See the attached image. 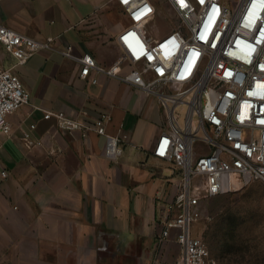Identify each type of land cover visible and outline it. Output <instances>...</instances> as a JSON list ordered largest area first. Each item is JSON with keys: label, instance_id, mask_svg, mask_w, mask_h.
Wrapping results in <instances>:
<instances>
[{"label": "crops", "instance_id": "1", "mask_svg": "<svg viewBox=\"0 0 264 264\" xmlns=\"http://www.w3.org/2000/svg\"><path fill=\"white\" fill-rule=\"evenodd\" d=\"M0 22L38 41L53 38L52 48L26 64L0 44L2 64L31 94L8 118L11 135L0 134V264L176 258L179 244L159 240L160 212L174 199L180 171L153 154L168 127L158 96L104 74L93 84L95 73L82 78L81 64L61 52L71 46L76 58L88 54L111 66L121 56L118 35L130 24L125 10L116 0H0ZM46 111L87 126L109 112L107 132L128 136L122 155L108 160L104 135L62 128L55 116L44 118ZM25 133L33 146L25 145Z\"/></svg>", "mask_w": 264, "mask_h": 264}, {"label": "built area", "instance_id": "2", "mask_svg": "<svg viewBox=\"0 0 264 264\" xmlns=\"http://www.w3.org/2000/svg\"><path fill=\"white\" fill-rule=\"evenodd\" d=\"M116 1L130 19L118 35L119 59L103 67L91 55L76 58L71 46L61 52L81 64L82 78L95 73L93 84L99 74L117 78L157 95L166 111L168 127L153 154L177 168L180 180L174 199L160 212L159 240H174L180 252L172 260L156 258L151 264H220L194 224L204 200L238 191L254 180L264 182V0H240L234 9L227 0H165L177 26L158 36L148 28L159 16L175 20L171 13L160 12L154 0ZM52 42L0 22V44L17 64L52 48ZM30 103L19 75L0 58V134L11 135L9 116ZM180 105L186 111L182 121L176 111ZM53 116L62 128L94 129L104 135L108 160L122 155L128 136L107 132L109 112H102L93 126L63 112L46 111L44 118ZM24 143L35 144L30 133H25ZM1 174L8 176L5 170Z\"/></svg>", "mask_w": 264, "mask_h": 264}, {"label": "rangeland", "instance_id": "3", "mask_svg": "<svg viewBox=\"0 0 264 264\" xmlns=\"http://www.w3.org/2000/svg\"><path fill=\"white\" fill-rule=\"evenodd\" d=\"M154 1L160 12L174 14L165 0ZM227 1L234 9L240 0ZM172 17L159 16L148 30L155 36L169 31L177 26ZM176 111L182 121L185 106ZM194 228L220 264H264V182L254 180L238 191L204 200Z\"/></svg>", "mask_w": 264, "mask_h": 264}]
</instances>
